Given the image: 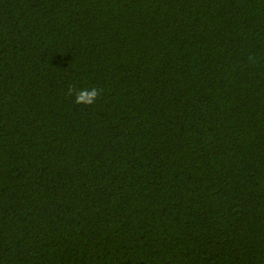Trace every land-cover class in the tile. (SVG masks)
Segmentation results:
<instances>
[{"label": "trees", "instance_id": "obj_1", "mask_svg": "<svg viewBox=\"0 0 264 264\" xmlns=\"http://www.w3.org/2000/svg\"><path fill=\"white\" fill-rule=\"evenodd\" d=\"M0 264H264V0H0Z\"/></svg>", "mask_w": 264, "mask_h": 264}, {"label": "clouds", "instance_id": "obj_2", "mask_svg": "<svg viewBox=\"0 0 264 264\" xmlns=\"http://www.w3.org/2000/svg\"><path fill=\"white\" fill-rule=\"evenodd\" d=\"M102 90L92 87L91 89H80L70 86L68 88V95H75V103L77 105L91 106L96 102L97 97Z\"/></svg>", "mask_w": 264, "mask_h": 264}]
</instances>
